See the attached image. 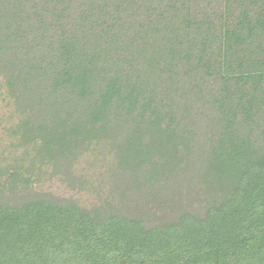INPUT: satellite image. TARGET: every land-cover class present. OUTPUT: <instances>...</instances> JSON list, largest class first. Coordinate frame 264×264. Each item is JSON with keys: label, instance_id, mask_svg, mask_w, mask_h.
I'll use <instances>...</instances> for the list:
<instances>
[{"label": "trees", "instance_id": "1", "mask_svg": "<svg viewBox=\"0 0 264 264\" xmlns=\"http://www.w3.org/2000/svg\"><path fill=\"white\" fill-rule=\"evenodd\" d=\"M0 104V264H264V0H0Z\"/></svg>", "mask_w": 264, "mask_h": 264}, {"label": "rangeland", "instance_id": "2", "mask_svg": "<svg viewBox=\"0 0 264 264\" xmlns=\"http://www.w3.org/2000/svg\"><path fill=\"white\" fill-rule=\"evenodd\" d=\"M5 113H6L5 110L2 108V106H1V104H0V118H2V116H3ZM0 124L2 125V123H0ZM56 191H57L58 193H62V191L58 190L57 188H56Z\"/></svg>", "mask_w": 264, "mask_h": 264}]
</instances>
